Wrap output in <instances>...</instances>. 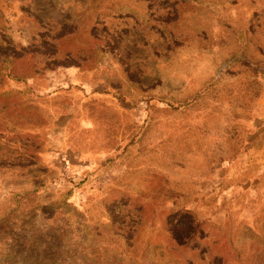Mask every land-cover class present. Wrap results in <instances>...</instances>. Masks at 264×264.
<instances>
[{"label":"rangeland","instance_id":"1","mask_svg":"<svg viewBox=\"0 0 264 264\" xmlns=\"http://www.w3.org/2000/svg\"><path fill=\"white\" fill-rule=\"evenodd\" d=\"M0 264H264V0H0Z\"/></svg>","mask_w":264,"mask_h":264},{"label":"trees","instance_id":"2","mask_svg":"<svg viewBox=\"0 0 264 264\" xmlns=\"http://www.w3.org/2000/svg\"><path fill=\"white\" fill-rule=\"evenodd\" d=\"M184 214H187V212H184ZM198 224H199L198 222L190 221L188 234L183 239L178 237H176L175 239L173 238L175 242L179 241V243L178 242L177 243L180 247L186 246L190 242L193 244L195 243L196 246H200L201 244L199 245V243H201L200 241H202L205 238V235L202 232V229H200Z\"/></svg>","mask_w":264,"mask_h":264}]
</instances>
